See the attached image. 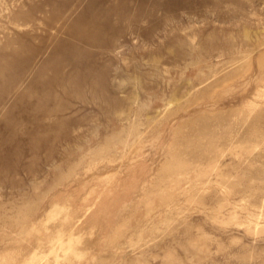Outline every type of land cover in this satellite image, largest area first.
<instances>
[{
    "label": "rangeland",
    "instance_id": "374dc122",
    "mask_svg": "<svg viewBox=\"0 0 264 264\" xmlns=\"http://www.w3.org/2000/svg\"><path fill=\"white\" fill-rule=\"evenodd\" d=\"M39 263L264 264V0H0V264Z\"/></svg>",
    "mask_w": 264,
    "mask_h": 264
},
{
    "label": "bare ground",
    "instance_id": "6f19581e",
    "mask_svg": "<svg viewBox=\"0 0 264 264\" xmlns=\"http://www.w3.org/2000/svg\"><path fill=\"white\" fill-rule=\"evenodd\" d=\"M80 221V220H79ZM63 234V233H62ZM64 235V234H63ZM61 237V236H60ZM63 237H65V236H63ZM56 239V238H55ZM55 239H54V241H55ZM58 241H60V240H58ZM57 241V242H58ZM53 245V244H52ZM51 250V249H50ZM54 251V250H53ZM42 253V252H41ZM38 254V253H37ZM46 254V253H45ZM50 255V254H49ZM42 256V255H41ZM48 257V256H47ZM38 259H39V256L37 257ZM40 259H41V257H40ZM46 259H49V258H46ZM54 260V259H53ZM41 261V260H40ZM37 262V261H36ZM39 262V261H38ZM55 262V261H54ZM40 264V263H39Z\"/></svg>",
    "mask_w": 264,
    "mask_h": 264
}]
</instances>
